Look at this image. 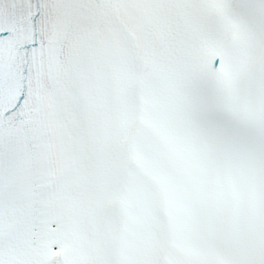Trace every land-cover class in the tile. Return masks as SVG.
Wrapping results in <instances>:
<instances>
[{
    "label": "snow or ice",
    "instance_id": "1",
    "mask_svg": "<svg viewBox=\"0 0 264 264\" xmlns=\"http://www.w3.org/2000/svg\"><path fill=\"white\" fill-rule=\"evenodd\" d=\"M0 264H264V0H0Z\"/></svg>",
    "mask_w": 264,
    "mask_h": 264
}]
</instances>
